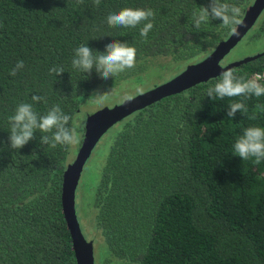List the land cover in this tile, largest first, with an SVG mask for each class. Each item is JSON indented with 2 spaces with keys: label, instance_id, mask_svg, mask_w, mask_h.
I'll use <instances>...</instances> for the list:
<instances>
[{
  "label": "trees",
  "instance_id": "trees-1",
  "mask_svg": "<svg viewBox=\"0 0 264 264\" xmlns=\"http://www.w3.org/2000/svg\"><path fill=\"white\" fill-rule=\"evenodd\" d=\"M252 1L225 0L240 7L239 19ZM209 5L210 0H101L99 7L93 0H0V264H75L61 206L70 145L53 148L52 133L37 129L26 145L13 149L9 117L17 106L32 104L42 116L59 105L72 128L80 103L97 86H116L161 64L162 57L200 58L225 38L231 28L222 20L210 19L199 31L191 22L193 11ZM123 8L153 10L146 40L140 36L143 24L106 23ZM259 25L263 31L264 23ZM113 40L136 48L134 68L108 79L95 67L91 73L72 68L77 47L99 53ZM20 60L24 67L11 75ZM53 66L65 71L50 73ZM229 69L250 79L264 71V55ZM219 75L109 128L85 221L104 239L98 264H264V160H243L232 149L245 128H264V96L213 100L206 91ZM34 95L47 102L33 101ZM237 101L247 113L228 117V105ZM44 135L49 143L42 142Z\"/></svg>",
  "mask_w": 264,
  "mask_h": 264
},
{
  "label": "clouds",
  "instance_id": "clouds-1",
  "mask_svg": "<svg viewBox=\"0 0 264 264\" xmlns=\"http://www.w3.org/2000/svg\"><path fill=\"white\" fill-rule=\"evenodd\" d=\"M83 3V0H79ZM101 0H93V4L99 7ZM155 13L152 9L143 8H123L119 11L110 13L106 18V23L110 27L140 28V36L147 39L148 33L154 27L152 18ZM241 9L235 4H229L225 0H210L208 7H201L198 11L191 14V22L195 25V30L199 31L203 24L210 19L222 20V25L231 28L233 34L236 33L233 25H241L239 19ZM136 48L128 43H122L113 40L106 45V51L95 52L87 45H80L74 51L72 58V68L82 73H91L95 67L104 79L135 67ZM221 67L222 64H220ZM24 67L23 60L17 62L10 74L15 76L17 71ZM50 73L59 75L65 70L63 67L53 66ZM260 76H254L245 80L238 77L233 70L223 71L214 86H209L206 95L213 100H224L225 98L264 96V84L260 83ZM142 91V89H138ZM125 100H131V97H125ZM32 100L39 102L46 97L32 96ZM247 113V107L243 101L232 102L228 105V117L234 118L237 112ZM255 119V116L250 117ZM70 116L65 114L59 105H55L48 110L45 115H38L33 110L32 104L21 103L17 106L15 114L9 117L10 123V142L13 149H20L26 145L34 136V131L39 129L42 133H52L51 147L57 145H72L78 140L74 128L68 127ZM55 131L53 132V130ZM50 137L44 135L43 143H49ZM233 154L238 155L243 160L254 158V163L259 164L264 160V128L259 126H250L243 130V134L232 145Z\"/></svg>",
  "mask_w": 264,
  "mask_h": 264
},
{
  "label": "water",
  "instance_id": "water-1",
  "mask_svg": "<svg viewBox=\"0 0 264 264\" xmlns=\"http://www.w3.org/2000/svg\"><path fill=\"white\" fill-rule=\"evenodd\" d=\"M263 9L264 0H253L245 8L241 17L242 24L233 26L238 34H233L231 31L200 58L189 61L177 60L183 63V68L180 71L162 82L129 96L131 100L123 99L113 105H104L88 116L80 145L73 159L66 164L61 184L62 212L72 240L75 264H95L93 241L84 236L77 217L75 192L84 164L101 136L122 118L164 96L182 91L198 82L215 77L233 66L264 55L263 49L225 64L221 62L224 55L253 26Z\"/></svg>",
  "mask_w": 264,
  "mask_h": 264
},
{
  "label": "rangeland",
  "instance_id": "rangeland-1",
  "mask_svg": "<svg viewBox=\"0 0 264 264\" xmlns=\"http://www.w3.org/2000/svg\"><path fill=\"white\" fill-rule=\"evenodd\" d=\"M260 22L261 17L259 15L253 26L221 59L223 64L254 54L264 49V30L258 32ZM159 63L161 64L151 66L146 71L140 72L134 77L123 80L111 88H98L97 86L83 98L80 103L79 111L74 115L72 121V128L75 129L78 140L75 144L69 146L68 161L72 160L75 156L82 139L86 120L94 110L104 105H113L120 102L125 97H129L139 92L138 89L143 90L162 82L183 68V63L166 57H162ZM108 131L109 129L101 136L87 158L75 192L77 217L80 221L84 236L93 241L95 264H98V260L103 253L99 243L101 240L104 243V239L100 230L97 229V231L90 226L88 227V224H86L85 221L86 218L88 219L90 217V213L92 212V185L95 184L99 178L101 165L105 158L107 146L105 148H101V145L104 142L103 140L108 134Z\"/></svg>",
  "mask_w": 264,
  "mask_h": 264
},
{
  "label": "built area",
  "instance_id": "built-area-1",
  "mask_svg": "<svg viewBox=\"0 0 264 264\" xmlns=\"http://www.w3.org/2000/svg\"><path fill=\"white\" fill-rule=\"evenodd\" d=\"M257 75L261 77V79H260V83H261V84H264V82L261 81L262 79H264V71L253 73V74L251 75L250 79L253 78L254 76H257Z\"/></svg>",
  "mask_w": 264,
  "mask_h": 264
},
{
  "label": "flooded vegetation",
  "instance_id": "flooded-vegetation-1",
  "mask_svg": "<svg viewBox=\"0 0 264 264\" xmlns=\"http://www.w3.org/2000/svg\"><path fill=\"white\" fill-rule=\"evenodd\" d=\"M260 17H261V22L264 23V9L262 10Z\"/></svg>",
  "mask_w": 264,
  "mask_h": 264
}]
</instances>
